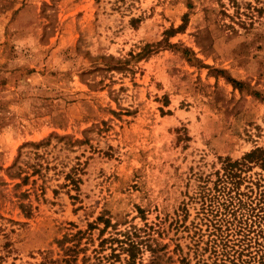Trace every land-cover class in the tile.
<instances>
[{"label":"rangeland","instance_id":"obj_1","mask_svg":"<svg viewBox=\"0 0 264 264\" xmlns=\"http://www.w3.org/2000/svg\"><path fill=\"white\" fill-rule=\"evenodd\" d=\"M252 1L0 0V264H126L127 231L135 264H220L224 164L264 149Z\"/></svg>","mask_w":264,"mask_h":264},{"label":"trees","instance_id":"obj_2","mask_svg":"<svg viewBox=\"0 0 264 264\" xmlns=\"http://www.w3.org/2000/svg\"><path fill=\"white\" fill-rule=\"evenodd\" d=\"M234 7H241L240 0H229ZM248 12L241 13L237 10L238 16H247L253 19L256 16H262L264 13V0H253L252 2L245 3ZM234 82L235 86L239 88L241 85L238 81ZM259 163L264 166V149H256L247 154L244 158V162L227 160L224 164L225 177L221 179L223 184L224 197L234 208L238 207V210L229 211L227 214L232 215L234 219L230 221L227 219L224 224V219H220L218 223L211 222L213 238L212 248L216 259L220 261V264H264V190L256 193V197L249 202L244 201L241 198V193L238 191L239 181L237 177L239 172L243 170L245 162ZM264 186V179L257 182V186ZM235 195H233V193ZM251 193H255L254 189H251ZM240 196V197H237ZM253 197V196H251ZM250 197V198H251ZM237 199V202L235 201ZM212 199L208 204V209H211ZM210 207V208H209ZM247 210V212L241 213L242 222H238V226L235 229L232 225L237 220V212ZM213 212V211H212ZM219 212V211H218ZM227 215V216H228ZM245 218V219H244ZM223 224L226 226L223 230ZM124 236L123 241L119 238H113V242H118L122 251L127 253L128 260L126 264H135L138 255L141 253L140 244L137 242L129 232L120 233ZM144 243V242H142ZM151 248V247H150ZM67 251H74L73 248L67 249ZM155 252V251H154ZM78 253V252H77ZM111 259H121V254L116 253V249H112ZM157 257L155 258L156 262ZM112 264H116L114 261Z\"/></svg>","mask_w":264,"mask_h":264}]
</instances>
